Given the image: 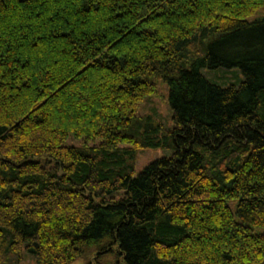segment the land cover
<instances>
[{
  "label": "trees",
  "instance_id": "16d2710c",
  "mask_svg": "<svg viewBox=\"0 0 264 264\" xmlns=\"http://www.w3.org/2000/svg\"><path fill=\"white\" fill-rule=\"evenodd\" d=\"M158 81L170 129L136 113ZM26 253L264 264V0H0V264Z\"/></svg>",
  "mask_w": 264,
  "mask_h": 264
},
{
  "label": "rangeland",
  "instance_id": "374dc122",
  "mask_svg": "<svg viewBox=\"0 0 264 264\" xmlns=\"http://www.w3.org/2000/svg\"><path fill=\"white\" fill-rule=\"evenodd\" d=\"M225 70V69H224ZM237 71L227 72V71H218L217 70H207L202 69V73L214 80L217 83L236 81L238 78L241 79L242 75L239 69L236 68ZM239 72V73H238ZM222 76V78H221ZM227 79V80H226ZM157 91L154 95L146 98L142 103H140L137 107V114H143L147 112H151L155 115V117L162 123L165 129H170L173 125L171 120V110L167 103V85L162 81L157 82ZM77 140L72 136H69L65 141L66 144L76 145ZM171 154V150L163 149L160 147H152L141 149L137 153V157L135 160V168L133 175L138 174L148 163L153 161L156 158L168 156ZM20 264H35L32 257H30L27 253L25 254L24 259L20 262ZM71 264H84V259H77Z\"/></svg>",
  "mask_w": 264,
  "mask_h": 264
}]
</instances>
